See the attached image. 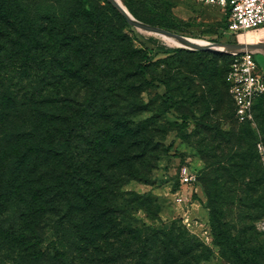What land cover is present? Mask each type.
Here are the masks:
<instances>
[{
    "label": "rangeland",
    "instance_id": "374dc122",
    "mask_svg": "<svg viewBox=\"0 0 264 264\" xmlns=\"http://www.w3.org/2000/svg\"><path fill=\"white\" fill-rule=\"evenodd\" d=\"M124 1L139 20L188 37L220 43L243 38L227 30L228 15L216 3ZM114 7L109 0H0V55L32 58L37 73L32 85L44 89L51 104L48 117L42 111L19 117L23 128H1L0 170L7 165L4 151L19 142L4 135L25 133L32 118L41 135L74 141L72 151L83 153L89 173L109 170L105 178L121 191L123 226L174 227L164 243L171 263L264 264V95L255 123L243 124L225 82L231 51L170 45ZM255 55L264 72V53ZM139 63L143 69L136 72ZM22 77L17 73L12 82L23 85ZM59 165L45 160L37 168ZM186 169L199 174L195 187L182 183ZM112 202L115 208V197ZM51 209L57 213L60 207ZM53 215L45 211L41 217L43 246L68 248L73 240L57 236ZM93 215L87 208L83 217L93 222L89 230L104 238L105 221L95 224ZM111 228L115 231V223ZM8 249L0 252V264H14L11 257L23 253ZM129 255L113 264L139 262L137 254Z\"/></svg>",
    "mask_w": 264,
    "mask_h": 264
},
{
    "label": "trees",
    "instance_id": "16d2710c",
    "mask_svg": "<svg viewBox=\"0 0 264 264\" xmlns=\"http://www.w3.org/2000/svg\"><path fill=\"white\" fill-rule=\"evenodd\" d=\"M85 1L82 0V3ZM117 11L124 16L118 9ZM2 49L6 50L5 47ZM8 53V56L0 55V130L5 127L23 128L25 120L19 121V117H38L42 111L47 114L43 117H48L47 111L51 105L44 98V89L36 90L32 85V79L37 75L33 59ZM139 68L143 69L141 63L137 65L136 72ZM20 72L26 82L23 85L12 82L14 75ZM225 82L227 83L226 79ZM45 95L50 96L48 88ZM262 96L256 100L255 110ZM232 101L234 103L233 98ZM27 121L30 125L24 130L25 133L20 130L4 135V139L19 142L4 151L7 165L0 170V252H11L8 246L23 251L22 254L15 253L11 257L14 264H78L76 261L90 264L95 260L98 264H113L127 259L129 253L139 256V262L135 264H173L168 260L170 254L164 243L173 234L174 227H147L148 231H144L141 228L123 226L125 210L119 207V199L117 200L121 191L105 178L109 170L101 167L96 168L94 173H89L90 168L84 165L81 157L83 153L72 151L74 141L55 135L43 136L38 125L33 124L35 120L29 118ZM45 160L58 162L60 165L39 172L37 166ZM64 161L67 164H63ZM44 197L46 209L42 211L39 203ZM114 197L115 208L112 207ZM81 199L86 203L83 204ZM54 206L60 207L57 213L56 209H51ZM87 208L94 211L95 224L105 221L102 228L108 230V234L104 238L95 236L97 233L89 230V224L93 222L83 217ZM13 210L21 211L20 217L10 216ZM45 211L47 215L54 214L57 219L54 223L58 229L57 236L65 240V236L69 235L68 240H73L68 245L71 250L56 244L43 246L45 241L41 235L46 226L41 217ZM10 220L11 227L6 225ZM114 223L115 231L111 228ZM185 234L190 236L189 233ZM110 237L113 243L107 244ZM101 240H105V243ZM127 248L131 251H127ZM109 250L111 251L108 253ZM184 252L188 254L192 250L185 249Z\"/></svg>",
    "mask_w": 264,
    "mask_h": 264
},
{
    "label": "built area",
    "instance_id": "2783aa9c",
    "mask_svg": "<svg viewBox=\"0 0 264 264\" xmlns=\"http://www.w3.org/2000/svg\"><path fill=\"white\" fill-rule=\"evenodd\" d=\"M219 4L228 15L227 30L244 34L250 29L264 26V0H203ZM256 53H235L226 75L230 94L234 100L237 119L255 123V103L264 94V72H259ZM262 149V142L259 143ZM182 183L195 187L199 174L186 169L182 173ZM197 188V187H196ZM264 227V219L260 222Z\"/></svg>",
    "mask_w": 264,
    "mask_h": 264
},
{
    "label": "water",
    "instance_id": "95a60500",
    "mask_svg": "<svg viewBox=\"0 0 264 264\" xmlns=\"http://www.w3.org/2000/svg\"><path fill=\"white\" fill-rule=\"evenodd\" d=\"M126 18L127 20L134 24L135 26L154 31L160 35H170L173 37L178 38L181 42H183L184 46H189L192 48L197 49H211V50H229L233 54L235 53H242V52H253V53H264V42L260 43H242L240 41L238 42H228V43H220L215 41H210L207 44H201L194 40H192L190 37L173 32L171 30L151 25L148 23H145L139 19H137L133 14H131L123 4L120 3L119 0H109Z\"/></svg>",
    "mask_w": 264,
    "mask_h": 264
},
{
    "label": "bare ground",
    "instance_id": "6f19581e",
    "mask_svg": "<svg viewBox=\"0 0 264 264\" xmlns=\"http://www.w3.org/2000/svg\"><path fill=\"white\" fill-rule=\"evenodd\" d=\"M121 4H123L125 6V8L131 13L132 11L130 10V8L128 7V5L126 4V2L124 0H119ZM134 15V14H133ZM135 16V15H134ZM136 17V16H135ZM138 19V18H137ZM250 31V32H249ZM247 31L244 34H240V42L242 43H260V42H264V28L261 31H252L251 29ZM166 41L173 46H184L183 42H181L178 38L170 36V35H162ZM192 40L201 43V44H207L210 42V40L204 39V38H194V37H190ZM238 40V39H237Z\"/></svg>",
    "mask_w": 264,
    "mask_h": 264
}]
</instances>
